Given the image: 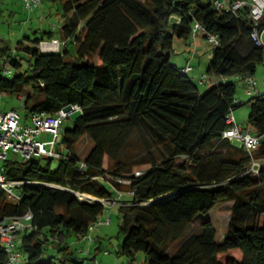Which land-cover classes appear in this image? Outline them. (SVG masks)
Masks as SVG:
<instances>
[{"label":"trees","instance_id":"16d2710c","mask_svg":"<svg viewBox=\"0 0 264 264\" xmlns=\"http://www.w3.org/2000/svg\"><path fill=\"white\" fill-rule=\"evenodd\" d=\"M53 1L63 18L58 30L33 45L0 46V95L22 97L27 115L80 107L72 125L61 127V157L3 164L23 182L17 200L0 186V218L31 214L30 227L14 233L24 264H85L67 239L90 234L109 207L102 199L120 204V252L131 262L143 253L146 264H264V91L246 100L258 148L250 154L222 136L229 114L245 102L231 78L248 83L264 63L249 8L218 9L212 0ZM196 22L218 38L207 67L218 79L203 93L170 61L175 38L192 37ZM45 37L65 44L42 51ZM84 138L91 147L82 155ZM180 157L186 162L178 164ZM253 159L261 161L257 172L249 171ZM225 202L232 205L222 240L209 218L191 230ZM52 243L57 254L47 255ZM0 264H8L2 243Z\"/></svg>","mask_w":264,"mask_h":264},{"label":"rangeland","instance_id":"374dc122","mask_svg":"<svg viewBox=\"0 0 264 264\" xmlns=\"http://www.w3.org/2000/svg\"><path fill=\"white\" fill-rule=\"evenodd\" d=\"M63 18L58 11V2L53 0H40L38 4H34V0H0V46L6 45L14 49L18 42L22 40V44H31L32 40L36 37H41L46 30H58L62 24ZM48 40L47 37L44 38ZM73 52L74 46L69 47ZM214 49V44L209 41L205 36L204 31L200 30L195 38H178L174 40V50L170 53V61L177 66L195 67L189 71L193 81L199 86V90L203 93L206 89L215 83L214 76L207 74V67L211 59ZM24 54L23 51H18ZM24 68L27 62L23 61ZM207 75V81L204 83L200 79L202 75ZM253 78L257 80L260 91H264V63L257 66V70ZM237 85L236 97L242 98L245 102L239 105L233 112L234 117L238 123L248 128L251 132L253 129L248 123V113L250 105L246 100L251 96L248 93V83L244 80L237 79L233 76ZM246 83V84H244ZM251 88H255L251 86ZM24 97V95H23ZM16 108L22 116V121L29 123L28 111L23 107V101L15 93H3L0 95V109L7 110ZM27 115V116H26ZM79 111H74L71 116L64 120L63 127H70ZM27 117V118H26ZM52 135L42 134L41 138H51ZM61 137V135H60ZM60 137L58 144H60ZM238 144L239 141H236ZM88 138L82 139L77 144V150L82 155L90 149L91 144ZM10 157L13 159H23L20 154L10 150ZM186 162L184 157L177 159L178 164ZM112 188V186L110 185ZM81 197H84L82 195ZM124 197V194L122 198ZM89 198V197H88ZM90 200H97L89 198ZM117 202V201H116ZM119 203L105 208L101 218L103 223H100L96 228L90 231V234L83 238L78 239L76 236L71 235L68 237L67 242L72 249L76 251V255L85 258V264H146L145 256L143 253H138L135 261L131 262L125 255L120 252V246L123 236L119 234V227L122 222V215L119 211ZM232 202H225L217 205L207 214H202L194 220L191 230H197L198 225L202 219L209 218L212 220L217 228V239L222 240L227 233V226L230 218V208ZM110 217V220L107 218ZM130 221L132 218L130 217ZM57 245L52 243L46 252L49 254H57ZM20 264L25 263L24 254L20 253Z\"/></svg>","mask_w":264,"mask_h":264},{"label":"built area","instance_id":"2783aa9c","mask_svg":"<svg viewBox=\"0 0 264 264\" xmlns=\"http://www.w3.org/2000/svg\"><path fill=\"white\" fill-rule=\"evenodd\" d=\"M39 1L34 0V4H38ZM212 2L218 9L238 10L247 6L249 8L248 17L252 22L251 37L259 45L264 43V26L260 28L261 24L264 23V0H212ZM200 30H203L202 24L199 22L194 23L192 38H195ZM208 39L214 45L218 43V38L215 34H209ZM64 44L65 42L59 38L43 39L39 42L38 47L42 51H60ZM191 69L192 67L187 65L181 70L187 73ZM4 73L11 75L13 70L12 68H7ZM201 80H205L204 75ZM262 83L264 84V79ZM258 85L257 80L252 77L248 78V93L253 95L263 92L257 87ZM251 86L255 88H251ZM20 99L23 101L22 97ZM74 111H80V107L78 105H69L60 108L55 114L45 111H33L29 113L28 119L30 121L27 123L22 121V116L16 108L0 109V186L7 192L8 198L13 200L19 198L17 186L23 182V180L10 179L4 171V162L12 159L10 157V150L12 149L14 152L20 154L22 158H30L32 156L61 157L63 148L58 144V138L61 135L62 123ZM227 120L231 123V126L223 132V138L240 140L246 151L252 154L259 146L260 137L237 123L233 113L229 114ZM42 134L52 135V137L44 139L41 138ZM260 163V160L253 159L249 164V171L257 172ZM139 173L137 171L136 175ZM119 180L130 183L129 180ZM120 196L121 193H119L118 197ZM116 201V199L101 200L106 206H113ZM30 220V213L22 217L0 218V243L3 244L5 250L8 252V264H20V252L17 250L14 233L28 229L30 227ZM107 220H110V217ZM103 221L105 220L100 218L96 223L91 224L89 231L94 230Z\"/></svg>","mask_w":264,"mask_h":264},{"label":"crops","instance_id":"0c3cea01","mask_svg":"<svg viewBox=\"0 0 264 264\" xmlns=\"http://www.w3.org/2000/svg\"><path fill=\"white\" fill-rule=\"evenodd\" d=\"M209 56L211 55V53L210 54H208ZM182 66V65H181ZM193 68H195V67H192V69ZM192 69L190 70V71H192ZM194 70V69H193ZM214 78H215V80H217L218 79V77H216V76H214ZM244 84H246V83H244ZM260 89V88H259ZM20 98V97H19ZM239 99V98H238ZM239 100H241V101H244L242 98H240ZM234 115V114H233ZM235 118V117H234ZM236 120V119H235ZM237 122V121H236ZM238 123V122H237ZM240 124V123H239ZM248 129V128H247Z\"/></svg>","mask_w":264,"mask_h":264}]
</instances>
